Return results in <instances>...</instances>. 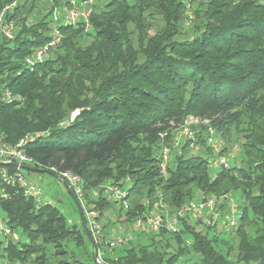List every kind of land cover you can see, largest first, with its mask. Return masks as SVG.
I'll return each mask as SVG.
<instances>
[{
	"label": "trees",
	"instance_id": "1",
	"mask_svg": "<svg viewBox=\"0 0 264 264\" xmlns=\"http://www.w3.org/2000/svg\"><path fill=\"white\" fill-rule=\"evenodd\" d=\"M189 1L103 0L102 8L93 7L90 30L59 28V44L29 68L26 58L51 39V8L0 0V12L16 4L7 15L17 26L12 40H0L5 143L38 134L26 145L27 155L40 168L78 176L85 205L95 204L100 218L112 206L101 186L112 181L127 189L128 208L118 209L126 229L160 200L179 209L203 197L237 198L235 229L220 220L201 231L198 223L183 221L178 233L136 234L127 245L107 249L100 254L105 264H264V0H201L191 3V19ZM3 88L20 103L2 102ZM189 118L198 120L189 125L195 141L175 147L174 136ZM208 128L218 152L206 144ZM191 143L203 157L191 153ZM234 145L242 160L219 167L211 178L210 163ZM164 146L171 150L166 174L160 167ZM1 187L9 197L0 210L26 240L10 238L0 264H66L58 257L68 244L88 254L77 260L71 249L73 264H96L83 228L70 226L50 203L37 209L16 189ZM107 237L95 243L98 252Z\"/></svg>",
	"mask_w": 264,
	"mask_h": 264
},
{
	"label": "built area",
	"instance_id": "2",
	"mask_svg": "<svg viewBox=\"0 0 264 264\" xmlns=\"http://www.w3.org/2000/svg\"><path fill=\"white\" fill-rule=\"evenodd\" d=\"M30 4L35 2L39 5H46L51 8L52 27L50 31V41L44 47L34 50L31 55L26 58L25 63L29 68L40 64L44 61L50 48L56 46L61 41V33L59 28L68 26H82L85 31L91 29L90 17L95 6L96 0H58L59 4L56 5V0H23ZM201 0H190L186 7L188 9L187 15L191 19L190 7L191 3ZM15 3L5 6L0 12V40H12L15 37L17 26L15 21L11 19L7 13L11 14ZM1 101L7 103H20L21 98L13 95L11 92L3 88ZM78 112H73L69 121L72 122ZM192 119V118H190ZM186 121L183 127L179 129L174 140V146L177 147L181 140H188L192 143L195 141L196 132L192 131L189 127L192 123ZM207 124L206 121H204ZM208 135L206 137V144L211 147L215 152H218L220 146L215 138L213 129L208 128ZM35 135H26L20 139L15 145H8L4 141V136L0 133V161L4 163H16L25 166L39 167L34 159L27 155L25 151L26 145L30 144ZM191 143V145H193ZM161 172L166 174V167L169 162V150L164 146L161 150ZM11 165H0V183L10 189H16L26 199H31L35 202L38 209L42 204V191L38 185L22 173V169L14 167L10 169ZM224 167L229 168L226 157L220 156L210 163L209 167ZM51 171H54L51 169ZM63 177L66 182L72 187L73 192L80 201L84 213L86 226L92 235L95 243L102 241V227L99 221L100 210L95 204L85 205L84 196L82 191L81 179L69 172L58 173ZM101 196L111 205L116 206L118 209H127L128 190L108 181L101 186ZM97 196V194H95ZM9 193L5 191L4 187L0 188V202L7 199ZM223 205L225 207H223ZM153 207L142 216L135 219L132 227L124 229L123 234L109 236L105 239V247L112 249L118 246L127 245L130 241L134 240L135 234L148 236L159 231H166L168 233H178L180 231L181 223L189 221L190 223H198V227L203 229L213 226L215 223L223 220L227 228L235 229L238 224V218L241 211L238 208L237 202L231 194L216 197L209 196L203 197L198 201H191L183 205L179 209H170L160 200L158 203L152 205ZM15 236L13 229L8 224V219L0 210V256L8 245V240ZM100 258V253H99Z\"/></svg>",
	"mask_w": 264,
	"mask_h": 264
},
{
	"label": "rangeland",
	"instance_id": "3",
	"mask_svg": "<svg viewBox=\"0 0 264 264\" xmlns=\"http://www.w3.org/2000/svg\"><path fill=\"white\" fill-rule=\"evenodd\" d=\"M96 5H98L100 8H102L103 6V0H96L95 2ZM47 13L46 11L43 12ZM35 16H33L34 19ZM30 19V22L33 20ZM155 24L160 25L161 26V22L159 20V18H155L153 21ZM190 23H185V25H183V27H185V36H188L189 33V29H190ZM89 40H86L85 43H88ZM72 113L69 114V118L71 117ZM189 122H196L198 121L197 119H188ZM217 140V139H216ZM218 145L220 146L219 142L217 141ZM192 149L191 153H194L196 151L200 152L198 153V155L200 157H203L204 154V150L201 149L200 147L195 148V146L191 145ZM220 149V148H219ZM224 157V156H223ZM227 163L229 166H232L233 164L238 165L239 162L242 160V154H241V150L237 147V146H233L231 148V150L229 151V154L225 155ZM170 160V158H169ZM211 161V158H210ZM219 170V167H210L209 169V175L211 176V178H214V175L217 173V171ZM22 173L24 175H26L29 179H31L33 182H35L38 187L41 189L42 191V202L43 203H50L51 205H53L54 207H56L61 214L65 217L67 223L70 226H75L80 230H82L83 225H82V221H81V217L79 214V211L77 209V206L75 205V203L73 202V200L71 199V197L69 196V194L67 193L65 187L63 186V184L57 180L56 178L52 177L49 174H44V173H33V172H28L25 170H21ZM97 194V193H96ZM98 196V195H97ZM97 196L93 193V195H91V197L93 199H96ZM234 199L237 201V198L234 197ZM119 210L116 206H111L104 214V216H102L99 221L101 223V227L102 225H107L106 229L103 231V233L107 234V236H114L117 234H123L124 229H126V225L122 224L119 222ZM110 222V224H109ZM192 225H194L195 223H191ZM219 229V226H217ZM200 230V228H198ZM205 230L204 228L201 229V231ZM15 236H13L11 239L14 240V242L17 241H21L24 242L26 240V236L20 231H14ZM136 236V234H135ZM140 239L145 238V236H139ZM222 238H224L225 241H227L228 243H233V245L236 244V240L235 237L230 236V235H223ZM66 247V246H65ZM71 249L74 250V254L76 255V259L77 260H81L82 258L84 259V257H88V254H86L85 251L80 250L78 248L73 247V245L68 244L66 247V254H63L62 256H59L58 258L61 259L62 261H64V263L66 264H73V260L75 259H71L70 258V253H71ZM107 249L108 248H104L102 247L100 249V251L98 252V254L100 253L101 256H106L107 254ZM120 249V248H119ZM119 249H117L119 251ZM109 256L111 257H115V254L111 251H109ZM234 253L231 254L230 259L234 258ZM58 258H52L51 261L54 262L55 259ZM88 259V258H87ZM89 260V259H88ZM100 261H102L101 257L99 258ZM103 262V261H102ZM89 263V262H88ZM26 264H30V263H26Z\"/></svg>",
	"mask_w": 264,
	"mask_h": 264
},
{
	"label": "water",
	"instance_id": "4",
	"mask_svg": "<svg viewBox=\"0 0 264 264\" xmlns=\"http://www.w3.org/2000/svg\"><path fill=\"white\" fill-rule=\"evenodd\" d=\"M0 165H11V166H14V167H19L20 169L28 171V172H33V173L37 172V173L49 174L52 177H54L57 180H59L63 184V186L65 187L67 193L69 194V196L71 197V199L73 200L75 205L77 206V209H78L80 217H81L83 229H84V231L86 233V236L88 237V239L90 241V244L92 246L95 263L96 264H105V263H103L102 261L99 260L98 250L96 249V245H95V242H94V240L92 238V235L90 234V232H89V230H88V228L86 226L85 219H84V213H83V209H81L82 206L80 204V201L78 200V198L76 197L75 193L73 192L72 187L69 185L68 182H66V180L63 177H61L60 175L54 173L51 170L45 169V168L19 165V164H16V163H4V162H1V161H0Z\"/></svg>",
	"mask_w": 264,
	"mask_h": 264
}]
</instances>
